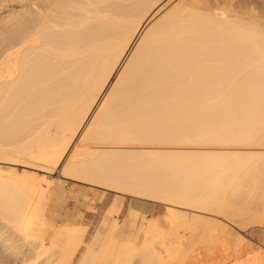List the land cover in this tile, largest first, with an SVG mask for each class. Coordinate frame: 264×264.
I'll return each mask as SVG.
<instances>
[{
    "label": "bare ground",
    "instance_id": "obj_1",
    "mask_svg": "<svg viewBox=\"0 0 264 264\" xmlns=\"http://www.w3.org/2000/svg\"><path fill=\"white\" fill-rule=\"evenodd\" d=\"M189 222L209 264L264 225V0H0V264H183Z\"/></svg>",
    "mask_w": 264,
    "mask_h": 264
},
{
    "label": "rangeland",
    "instance_id": "obj_2",
    "mask_svg": "<svg viewBox=\"0 0 264 264\" xmlns=\"http://www.w3.org/2000/svg\"><path fill=\"white\" fill-rule=\"evenodd\" d=\"M3 165H4L5 170L3 169L2 170V173L4 174V176L9 177V179H12L13 176H15V174H12V173H9L8 172V168H10L12 166H16L20 172L22 170H20L19 168L24 169V170H27L29 173H39V176H37V177L36 176H30L29 178H26L25 181L28 184H32V183L38 182L41 176H43L44 174H48L46 172L39 171V170L34 169V168H31V167H25V166H22V165H13V164H11V162L10 163L9 162L4 163ZM57 171H58V169H57ZM57 171L55 170V172H53L51 174H48V176H50L52 178V180L60 177ZM20 176L21 177H25L24 175H20ZM60 178H62V182H61L62 183V186L67 191H70L72 193L71 196L68 197L66 199V201H64L62 203V205L66 209L67 208L74 209V207L76 206L75 204H76V201H77V199H76V196L77 195H79L80 198H84V199H87L89 201L92 200L91 202L93 204L96 202L95 200H97L96 203H98V200L101 199L100 196L103 193L102 190H105L103 188H100V187L98 188L97 186H94L92 184H89V182L87 184V183H85L86 181H83L82 182V181L71 180V179L63 178V177H60ZM60 178H58V179H60ZM41 182H44V181H41ZM99 190H101V192ZM115 194L118 195V197H116ZM119 194H121V195L119 196ZM133 196H134V198L136 197L137 199H134ZM138 196L139 195H135V194H132V193H129V194L126 193V192L124 193L123 191L120 192V191H114V190L106 189V191H105V200H106L107 203H106L105 209L111 208L116 203L124 202L123 203V209L124 210H127V208L129 209V206L130 207L133 206L132 208L135 209V212H136V210H138L137 213H139V211H140V215L143 214L144 212H146L144 214H146V215H152L153 217H157V215L159 214L160 217H161V219H163L167 223L166 226L167 227L170 226L169 223H168V220H170L171 218L170 219L168 218V220H167V217H166V216L169 215V213H168V215H166L167 214V211H166V208H165L166 205H167L166 202H162V201L160 202L159 200H155V199L154 200H151V198L150 199L149 198L147 199V198L140 197V196L138 197ZM114 198H115V200H114ZM116 198H118V200H116ZM132 199H133V202L134 203L132 202L131 205H129V203L132 201ZM142 200H144V201H142ZM114 201H116V202L114 203ZM110 204L111 205L113 204V205L110 206ZM140 209L142 210V212H141ZM151 212H152V214H151ZM168 217H170V216H168ZM191 222H194V221H191ZM185 224L186 223H184L183 226H185ZM187 224H188L187 226L189 228L186 227V226L183 228L182 225H180L179 227L178 226L176 227V230L178 229L177 231L175 230V227L173 229L174 232L176 231L179 234V237L177 236L178 239L181 237L182 239L181 238L180 239L181 240H184V242H186V243L188 241L194 240V241H192L193 244L189 242V245L191 244V246H193L194 249H192L193 251H191L192 252V253H190L191 255L188 254L189 256L186 258V260H184L186 262L183 261L184 262L183 264H209V262L211 263L212 260L214 262L213 256H215V260H221V261H227V260H230L233 257V255L231 254V250L234 248V244H233V248H232V244L231 243L229 244L228 242L225 245H223V248L221 246H219L221 248L220 249H217L216 252H215V254L212 253V251H211V254H213V255L209 254L208 253V249H206L207 251L205 250L204 244L206 245V243L203 244V242H205V238L206 237H202V235H204L203 232L207 234L208 230H206L205 228H203L201 225L198 226L200 224L199 222L198 223L195 222L194 225L191 223L193 226H195V228H196V226L200 227L199 230L201 232L198 230V232H199L198 233L197 232V229L198 228L195 229L190 224V222L187 223ZM190 226H192L194 229L192 227L190 228ZM236 226H238V228ZM236 226H234V227L236 228V231L237 232H239V233L242 232L241 234L245 235L250 241H252V242L249 241L250 244H251V246L248 245L247 242H246L245 245L247 244L248 246L246 245V247H245V245H243L242 246L243 249H241V251H239L240 249H238L239 255H241L239 257V259H238L239 263L240 264H242V263L243 264H248L249 263V259L251 258L252 261L249 264H252V263L254 264V263H257V262L259 263V260H260V262L263 261V262H261V264H263L264 263V260L263 259L261 260V259H256V258H258V257L263 258L262 256H263L264 250H261V248H258L260 250V256H258L259 255V250H257V247H262V249H264V246L263 245H260L259 243H258V245H260V246H255V245H257V241L256 240H259V239L260 240H264V225L261 226V224H259V223L258 224L257 223H252V224L250 223V224H246V225L244 224V226H243L244 228L243 227H239V225H236ZM235 228H234V230H235ZM204 229L206 230V232L204 231ZM177 233H175V234H177ZM184 242H183V244L188 245V244H186ZM194 242L195 243L197 242V245L195 244L196 245V248H195ZM229 245L231 246V248L228 247ZM252 245H254V246L252 247ZM206 248H207V246H206ZM252 248H254V250H256L255 252L257 253V256H256V253L254 254V250H252ZM242 250H244L243 253H241ZM245 251H247L249 253L248 254L249 256L246 255L247 253ZM252 252H253V255L250 256V254H252ZM261 253H262V255H261ZM247 258H249V259H247ZM173 264H175V262ZM181 264H182V262H181Z\"/></svg>",
    "mask_w": 264,
    "mask_h": 264
}]
</instances>
